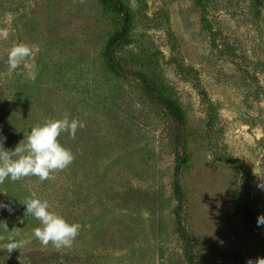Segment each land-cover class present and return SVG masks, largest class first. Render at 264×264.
Here are the masks:
<instances>
[{"label": "rangeland", "instance_id": "rangeland-1", "mask_svg": "<svg viewBox=\"0 0 264 264\" xmlns=\"http://www.w3.org/2000/svg\"><path fill=\"white\" fill-rule=\"evenodd\" d=\"M130 29L117 55L164 83L185 117L183 216L200 264L264 259V0H120ZM122 17L100 0H0V135L11 150L65 112L80 122L58 137L74 161L40 181L0 184V264L65 252L82 264H187L175 231L174 124L134 78L106 67L103 51ZM32 49L16 70L9 50ZM33 66L37 78L28 73ZM81 225L70 248L31 243L32 194ZM4 223L8 230L4 229ZM31 256V257H32ZM264 264V262H262Z\"/></svg>", "mask_w": 264, "mask_h": 264}, {"label": "clouds", "instance_id": "clouds-1", "mask_svg": "<svg viewBox=\"0 0 264 264\" xmlns=\"http://www.w3.org/2000/svg\"><path fill=\"white\" fill-rule=\"evenodd\" d=\"M31 55L32 49L28 45L13 46L8 52L9 68L16 70ZM37 74V69L33 66L28 78L35 81ZM80 126L77 119L70 118V114L65 112L62 119L47 120L34 126L27 137L11 150L4 147L6 138L0 135V184L5 180L15 182L31 176L38 177L40 181L54 179L53 173L66 169L75 158L71 150L60 144L58 137L67 132L74 139ZM258 188L264 190V185H258ZM23 205L25 217L35 218L39 221L40 227L35 228L28 238L16 239L17 233L9 236L8 243L4 246L8 254L31 243L32 238L45 247L49 244L56 249L72 246L79 235L81 228L79 223H68L62 216L50 210L47 200L37 197L34 193ZM4 208L12 210L8 205L0 203V209ZM256 223L258 227H264V215H259ZM3 226L9 231L5 223ZM262 262L264 259L258 260L256 264ZM247 264H253V261L249 260Z\"/></svg>", "mask_w": 264, "mask_h": 264}, {"label": "trees", "instance_id": "trees-1", "mask_svg": "<svg viewBox=\"0 0 264 264\" xmlns=\"http://www.w3.org/2000/svg\"><path fill=\"white\" fill-rule=\"evenodd\" d=\"M100 1L122 17V24L108 37L104 46L103 57L107 69L116 77L134 78L137 80L146 99L166 113L174 124L173 143L176 149L181 151V156L174 167L173 180L174 196L177 201V206L174 209L175 231L182 242V252L186 263L200 264L194 250L192 239L185 226L183 216V190L179 181L181 165L187 161L184 138L185 117L183 110L164 83L154 79L145 72L128 69L122 64L117 55V50L125 42L130 29L131 17L129 10L120 0ZM31 256H28L24 264H82L81 256L73 253L55 252ZM3 262L5 264H13L9 260H4ZM15 264H17L16 261Z\"/></svg>", "mask_w": 264, "mask_h": 264}]
</instances>
